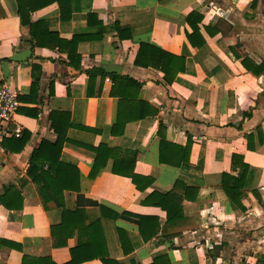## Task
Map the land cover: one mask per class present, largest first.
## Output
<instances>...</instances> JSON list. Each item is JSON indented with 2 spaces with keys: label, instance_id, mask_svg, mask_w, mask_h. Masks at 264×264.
Returning a JSON list of instances; mask_svg holds the SVG:
<instances>
[{
  "label": "crops",
  "instance_id": "0c3cea01",
  "mask_svg": "<svg viewBox=\"0 0 264 264\" xmlns=\"http://www.w3.org/2000/svg\"><path fill=\"white\" fill-rule=\"evenodd\" d=\"M252 1L70 0L67 8L53 3L31 13V22H43L60 40L77 41L75 67L65 53L32 46L28 29L19 26L14 0H0V86L18 93L13 122L28 135L20 151L8 139L0 153V199L6 204L0 203V264H21L23 255L66 264L77 245L74 231L65 246L53 247L57 238L50 228L61 223L62 209L51 201L44 210L39 188L26 175L32 151L42 140H55L51 112L67 113L73 126L60 162L77 170L78 192H63V207L82 210L86 225L100 222L102 236L91 252L117 264H150L164 255L170 264H264V76L254 77L240 65L245 57L264 63V0H255L253 7ZM191 12L202 16L199 49L186 40ZM139 43L183 58L184 71L167 85L161 72L134 66ZM112 76L129 78L140 88L114 85ZM122 95L130 97L120 105ZM118 118L128 122L116 136L111 130ZM158 131L167 145L184 147L190 140L187 163L173 148H160ZM99 145L135 153L134 173L152 184L137 191L128 178L112 174V160L90 179L92 149ZM160 152L180 164L160 163ZM233 155L248 166L244 212L220 190L223 174H237ZM183 186L190 189V200L182 201L175 223L167 225L164 212L142 205L151 193L182 195ZM9 187L17 195L4 196ZM91 202L117 216L102 215ZM123 213L154 219L143 231L156 232L144 242ZM118 229L124 233L123 247Z\"/></svg>",
  "mask_w": 264,
  "mask_h": 264
},
{
  "label": "trees",
  "instance_id": "16d2710c",
  "mask_svg": "<svg viewBox=\"0 0 264 264\" xmlns=\"http://www.w3.org/2000/svg\"><path fill=\"white\" fill-rule=\"evenodd\" d=\"M70 0H14L15 3V14L19 21V26L26 27L28 29L29 42L32 46L37 48H47L49 50H56L60 53H65L68 60V65L75 66L73 61L78 63V56L76 55V42L67 43L58 38L56 33L49 32L46 25L43 22H31L30 14L40 10L53 3L62 2L67 8ZM255 0L252 1V7L254 6ZM64 7V8H65ZM202 21V16L196 12H191L187 15L185 22L190 27L191 33H186V40L192 48H200L204 45V41L198 38V24ZM117 28V32L120 34L121 30ZM209 36H212V32L209 28H205ZM214 33L217 32V27L213 29ZM213 33V34H214ZM121 37V36H120ZM130 38V36H129ZM234 53V51H232ZM234 56L239 57L234 53ZM76 57V60H75ZM240 65L243 69L250 73L254 77L260 75L264 76V63L255 64L250 59L245 57L241 59ZM134 66L139 68H152L163 74V81L165 84L170 85L176 78V76L184 71V59L166 53L152 45L146 43L138 44V51L134 60ZM77 67V66H75ZM91 78V77H90ZM113 84H122L126 89L140 88V85L129 78H122L112 76ZM36 81V80H35ZM35 81L32 83V91H35ZM111 96L114 95L112 91ZM128 95H122L119 101L120 105L128 103ZM145 107V105H143ZM155 113V112H154ZM144 114H141V117ZM151 116V115H150ZM50 128L55 135L53 142L42 140L38 148L32 151L28 160V168L26 175L30 178L31 182L39 188V198L42 203L44 210L47 209L46 204L53 201L60 209H62L61 223L58 226L50 228V234L52 238H57V241L53 243L54 248H61L66 245V238L70 237L74 231H77V245L69 250L70 260L66 264H82L93 259L99 258L102 264H117L106 258V254L100 255L98 251H92V243L94 240L102 236L100 230V222L98 220L92 221L89 224H85L86 216L82 210L66 211L63 207V192H78V173L75 168L66 166L60 162V153L63 144L66 142V132L73 126L70 124L69 115L63 112H51L49 114ZM127 120L119 119L116 124L112 127L111 134L119 136L122 133L124 124ZM158 137H160V148L163 146L173 148L178 153H181L182 160L180 162H188V154L191 146L190 140L187 141L184 147H175L164 143L163 137L158 131ZM28 135L23 134L19 139H11L8 142L15 144L18 151H20L25 142L27 141ZM250 137L247 138V149L251 150L249 146ZM261 142V140H260ZM5 145V143H4ZM3 145V146H4ZM95 154V160L89 173V178L93 179L97 172L106 164L107 160H112L111 172L114 175L128 178L132 185L139 192H144L151 184L150 178L138 176L134 173V163L136 159L135 153L125 152L123 153L120 149H108L104 145H99L97 148L92 149ZM160 163L172 164L178 166L180 162L171 163L163 159V153L160 152ZM232 170H236L237 174L235 177L229 175H222L220 190L226 197V200L231 203L237 210L244 212V208L241 205L243 199L242 189L244 181L248 171V166L243 162L242 158L237 155H233L231 158ZM179 186L178 183L174 184V189ZM183 194L177 195L173 192L166 194L151 193L142 202V205L159 208L166 216V224L170 225L175 223L178 218L181 217V204L183 200H190L187 196L189 188L182 187ZM13 197L17 195L13 192L11 187L4 191V196ZM3 199H0V203H3ZM6 205V204H4ZM91 205L98 207L101 214L107 213L111 218H115L117 215L113 212L105 209L97 203L91 202ZM9 207V206H7ZM179 215V216H177ZM121 218H125L132 222H135L139 228V235L145 242L149 236L156 232L154 228L151 234L145 235L144 228L147 230L152 226V222L155 223L154 219L147 217L131 216L129 214H122ZM118 238L121 246L123 247L124 233L121 230H117ZM71 238V237H70ZM14 250L20 252V247L17 245L8 244ZM21 264H54L49 258H35L23 255ZM150 264H170L169 259L166 255L157 257L152 260Z\"/></svg>",
  "mask_w": 264,
  "mask_h": 264
},
{
  "label": "built area",
  "instance_id": "2783aa9c",
  "mask_svg": "<svg viewBox=\"0 0 264 264\" xmlns=\"http://www.w3.org/2000/svg\"><path fill=\"white\" fill-rule=\"evenodd\" d=\"M19 95L6 86H0V153L4 152L3 143L8 139H19L22 129L13 122L20 107Z\"/></svg>",
  "mask_w": 264,
  "mask_h": 264
}]
</instances>
